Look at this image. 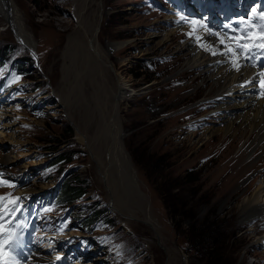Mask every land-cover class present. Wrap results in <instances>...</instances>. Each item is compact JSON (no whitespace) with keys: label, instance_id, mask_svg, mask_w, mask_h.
Listing matches in <instances>:
<instances>
[{"label":"rangeland","instance_id":"rangeland-1","mask_svg":"<svg viewBox=\"0 0 264 264\" xmlns=\"http://www.w3.org/2000/svg\"><path fill=\"white\" fill-rule=\"evenodd\" d=\"M11 1L26 32L35 40L37 61L27 66L24 75L8 74L9 65L17 58H26L28 64V57L34 55L19 44L10 24L7 27L1 5L0 50L6 45L12 50L4 61L8 64L0 66V77L8 74L7 85L13 86L0 91V134L8 141L0 143V178L14 187L0 186V197L8 198L3 215L13 221L15 233L18 229L23 232L24 239L19 243L16 234L15 242L5 250L11 254L5 255L16 252L15 258L21 263L31 259L36 246L46 258L58 259L51 264H206L204 254L190 252L184 238L176 235L161 200L135 165L132 152L141 148L165 154L171 160L174 172L169 174L170 180L180 176L182 187H203L205 200L195 198L197 208L190 215L196 221L216 220L212 228L219 239L220 261L262 264L264 226L259 218L240 219V202L264 187V142L254 144L257 136L251 140L242 134L245 129L224 138L227 111L219 110L215 102L217 89L200 71L185 66L187 57L181 49L189 41L211 57L217 56L226 49L219 42L224 37L225 43L234 47L236 41L230 38L248 29L245 21L264 23L259 20L264 0H212L220 10L230 6L229 12L216 11L214 21L203 14L204 0H195L194 6L193 0H187L188 7L179 0ZM181 27L187 32L160 44L162 38ZM251 30L259 32V28ZM92 39L104 49L105 56L99 57L90 46ZM110 44L116 46L109 50ZM259 53L247 54L245 63L253 67ZM242 57L245 54L239 57L244 63ZM234 59L228 55L225 61L236 70L231 62ZM119 79L130 86L124 97L120 95ZM257 85V94L262 96L264 89L260 82ZM233 105V101L227 103L232 113H237ZM208 129L214 130L212 140L206 134ZM116 136L132 163L128 173H132L136 185L131 179L121 180L122 170L108 165L107 170L113 172L108 177L118 187L112 191L109 178L104 179L101 161H108ZM216 151L224 152L223 160L242 156L247 170H240V166L232 179L217 178L214 174L222 161L211 158ZM64 154L71 161L56 164V157ZM192 170L194 179H198L194 186L185 178ZM239 178H243L240 183ZM76 188L87 195L70 204L67 200L75 196ZM57 191L55 206H50L45 199H53ZM17 197L15 204L9 203ZM93 199L100 201L97 203L107 209L108 218L116 225L109 234L118 235H110L107 240L99 237L107 227L103 221L94 226L99 228L96 231L78 224L79 212ZM59 203L71 206L61 209L56 207ZM107 204H113L119 212ZM9 208H15V213H9ZM89 209L91 215L86 219L78 216L86 227L106 214L105 210ZM90 211L86 206L84 213ZM183 220L185 225L189 223V219ZM41 231L50 241L67 242L71 249L41 251L46 249L45 243L37 244ZM67 231L72 233L63 236ZM9 238L12 242V236Z\"/></svg>","mask_w":264,"mask_h":264},{"label":"bare ground","instance_id":"bare-ground-1","mask_svg":"<svg viewBox=\"0 0 264 264\" xmlns=\"http://www.w3.org/2000/svg\"><path fill=\"white\" fill-rule=\"evenodd\" d=\"M185 1H187V0H185ZM9 3H10L11 7L8 9V7L6 6L5 0H0V9H1V5L3 7L2 16L5 17V19H6L5 21H7V23L10 24L11 29L14 31L19 43H21L24 47H26L30 52H34L35 51V43H34L35 40L33 39V36L29 32L28 33L26 32V29H25L26 27L23 24L24 22L22 20V17L17 12V10L15 9L13 2L11 0H9ZM203 3H204L203 14L206 16V18L209 21H214L213 17H214V14H216V11L219 14H223V12L226 13L229 11V9H227V8L225 10H222L223 12L220 11V9H218L216 7V5H215L216 3L214 4L212 2V0H204ZM194 5H195V3L192 1V6H194ZM197 13H198V11H197ZM186 32H187V28H185V27H181L179 29H174L173 32H171V36H166V37L162 38V42H160V44L166 43L170 40L172 41L174 39L177 40L178 39L177 37L180 36L181 33H186ZM202 37H203V35H202ZM92 40L89 42L90 46L94 48V50H95V52H97V54H99V57L102 55L105 56L106 52H104V49H102L100 47V45H97L95 40H93V41ZM223 40L225 41V37L223 38ZM185 43H187V44L181 49V52L186 55L185 57H187V62L185 64V66L189 67L190 69L195 68L194 70L200 71L203 76L205 75L204 77H206V79L208 81L213 83L215 90L217 89V97H218V100L215 102H217L219 110L222 111V109H223V110H225V112L227 111L226 112L227 115L224 118L225 119V129H226L225 132H227V134L225 133L226 135L224 136V138L229 136L230 134L239 135L241 133V131H243V129H245L242 132V134H245L251 140L257 136V140H255L254 144H257L258 141L260 143L264 142V96H259L257 94V92H259V91H257V87H258L257 83L259 84L260 79H261L259 74L262 71H264L263 53L260 56H257L256 64L253 67H250L249 65H247L245 63L247 58L243 57V62L245 64L242 63L241 60L239 59L240 62L242 63V65L240 67V70L237 71V70L231 69L227 65L230 61L229 62L227 61L228 63H226V61H225L226 56L221 55V53L225 52L226 49L221 51L219 55L217 54V56L211 57L206 52V50H203V49L200 50L198 48H195L194 46H192L190 44L189 41H186ZM115 46L116 45L110 44L108 46V48H109V50H112ZM229 60H231V58ZM229 65H231V63ZM119 85H120V95L122 97L126 96V93H129L131 91L128 83L124 82L122 79H119ZM122 101H123V99H122ZM232 101L234 103L233 106L236 105L234 108H236L235 110L237 111V113H232L233 112L232 108L231 107L229 108L227 106V103H230ZM117 105H118V103H117ZM188 127H190V126H188ZM213 133H214V130H212V129L206 130V134L209 135L211 140L213 139V136H211ZM196 134L197 133L195 132V134L192 133L191 135L194 136ZM80 135L78 136V139L80 141H82L81 137H83V136L81 135V137H80ZM0 139H2V140H0L1 144L8 142V141H6V136L4 134H0ZM245 146H246V143H245ZM224 147H227V146L225 145ZM92 149L94 150L93 147H92ZM223 153L224 152L216 151L215 154H213L211 157L213 160L219 159L222 161V164L220 165V167L216 170V172L214 174V175H216L217 178L229 180V179H232V177H234V175H236V173L240 172V170H243V169L247 170V166L245 167L244 165H242V161H243L242 156H241V159H240V156H238V155L233 157V158L231 156H227L223 160L222 159ZM94 154H95V151H94ZM109 155H110L109 158L107 157L108 161L107 162L105 161L106 162L105 167H104L105 162L101 161L102 164L100 163L102 166V169L105 171V173L103 172V174H105V175H103L104 179L113 173V172L111 173V171L109 172V170H107L109 168V166L111 165V167L114 166L115 169L120 168L122 170L121 171L122 176L120 175L121 180L129 181L131 179L132 180L131 184L136 185V182L131 175L132 173L131 172L128 173V171H130L132 169V163H131L130 159L127 157L125 151L122 149V147H120V139L118 136H116V140L113 141V146H112V148H110ZM97 156L99 157L102 155L97 153ZM98 157L96 158V161H99V159H102V157H99V159H98ZM240 166H241V168H240V170H238V167H240ZM237 170H238V172H237ZM106 173L109 175H106ZM246 174H247V172L245 173V175ZM108 178H109L110 184L113 187L112 191L113 190L117 191L118 187L116 186V184L115 183L112 184L111 183L112 181H110V177H108ZM121 180H120V182H121ZM242 180H243V178L242 179L239 178L237 182L240 183ZM255 181H257V180H255ZM255 181H253L252 183H254ZM131 184H128V186L130 185V187H131ZM127 191H129V190H127ZM132 192H134L133 189H132ZM134 193H136V192H134ZM263 198H264V187L263 186H260L257 189H255V193L253 196L245 197L243 199V201L240 202L241 203L240 204V215H241L240 219L242 217L250 218V216L252 218H259L260 221H262V224H260V225L264 226V202L261 203ZM116 201L117 200H113V202H115V203H116ZM138 203H140V202H138ZM257 203H259V204H257ZM255 205H257V208H256V210H253L255 208ZM112 208L115 211L119 212V210L113 204H112ZM251 210H253V212H250ZM245 220H247V219H245ZM250 221H252V220H250ZM0 223H3L5 226V231L2 235V238L4 239L7 236L11 235L13 242H15V233L9 232V230L7 228V224L5 222L0 221ZM124 224L126 226H128L127 221H125ZM47 229H49L48 225H47ZM260 231H262V230H260ZM46 236H47L46 233L41 231L38 234V236L36 237L38 244H41V243L47 244L48 243L47 246L45 244L46 249H41V251L52 252L51 249H53V250H56V249L62 250L63 249L65 251L71 249V247H67V242H61V241L52 242V241H50V238L48 236L47 237ZM262 242L263 241L261 240V243ZM262 245H263V243H262ZM15 253L16 252H12L13 261L9 260L8 264H20V262L14 258L16 256ZM42 253L43 252H40V250H36V248H35L34 252L32 253L33 256L29 260L28 264H51V263L57 262L56 260H58V259L52 260L51 258H46L44 255H42ZM58 255H60V254H58ZM8 259H10V256H8ZM250 264H253V263H250Z\"/></svg>","mask_w":264,"mask_h":264},{"label":"trees","instance_id":"trees-1","mask_svg":"<svg viewBox=\"0 0 264 264\" xmlns=\"http://www.w3.org/2000/svg\"><path fill=\"white\" fill-rule=\"evenodd\" d=\"M10 49L9 45H7L0 51V63L4 61L3 58L9 54ZM28 58V64L32 63L33 60L30 57ZM21 61L22 63L18 64V69L25 71L28 66L26 58ZM65 142L67 143L68 141ZM132 157L135 165L143 171L151 189L161 200L162 206L173 224L176 235L184 238L190 252L204 254L207 260L206 264H210L212 260H215L214 264H226L218 259L219 239L216 236L217 231L212 228L216 220L196 221L190 215V212H194L197 208V205L193 204V200L195 198L199 199V202L205 200V197L201 194L203 187H182L180 176H178L176 181L170 180L169 174L173 171V167L171 160L166 159L165 154L136 148L132 152ZM55 160L71 161V158L64 154L56 157ZM193 174L192 170L185 176L189 180L188 183L192 186L197 185L198 181V179H194ZM71 183L73 182L71 181ZM73 192L75 196H71L67 200L71 203L75 202L77 197L86 194L81 188H76ZM191 202L192 205H190ZM183 218L189 219V223L185 225Z\"/></svg>","mask_w":264,"mask_h":264},{"label":"snow or ice","instance_id":"snow-or-ice-1","mask_svg":"<svg viewBox=\"0 0 264 264\" xmlns=\"http://www.w3.org/2000/svg\"><path fill=\"white\" fill-rule=\"evenodd\" d=\"M253 11L255 13V10ZM259 20L264 21V12H261L259 14ZM192 23L195 24L196 21H192ZM244 23H247L249 25L248 29L241 30V34L239 36L230 38L236 41L234 47L226 44L223 39L220 41L221 44L226 48V51L222 52L221 55H231L235 57V59L232 61V64L237 71H239L241 67L238 63L241 54H245V58H249L247 54H254L256 50H260L261 53H264V23H259L258 21H245ZM255 28H259V32L251 30ZM197 39H199V37H197ZM201 46L205 47L204 45ZM212 54L215 55L216 53L213 52ZM259 75L261 77L260 87L261 89H264V71H262ZM17 79H19V77H17ZM261 95L264 96V91L261 92ZM5 185L14 187V185H8V182L6 180L0 178V186ZM7 199V197H0V221L4 220V201ZM18 200L19 198L17 197L15 201H9V203L15 204ZM8 211L9 213L14 214L16 209L9 208ZM4 231L5 226L3 223H0V236L3 235ZM0 264H8V261L5 260V241L3 239H0Z\"/></svg>","mask_w":264,"mask_h":264},{"label":"water","instance_id":"water-1","mask_svg":"<svg viewBox=\"0 0 264 264\" xmlns=\"http://www.w3.org/2000/svg\"><path fill=\"white\" fill-rule=\"evenodd\" d=\"M5 3H6V6L8 7V9L11 7L10 6V3H9V0H5ZM7 27H9V24L7 23ZM125 136H126V134L124 133V135H123V139L125 138Z\"/></svg>","mask_w":264,"mask_h":264}]
</instances>
